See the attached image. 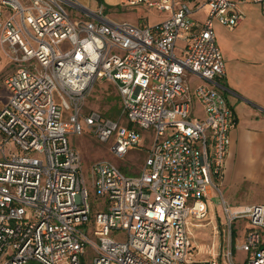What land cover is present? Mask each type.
I'll return each instance as SVG.
<instances>
[{
	"label": "built area",
	"instance_id": "1",
	"mask_svg": "<svg viewBox=\"0 0 264 264\" xmlns=\"http://www.w3.org/2000/svg\"><path fill=\"white\" fill-rule=\"evenodd\" d=\"M243 1L261 4L264 14V0ZM67 4L87 19L73 20ZM139 4L168 16L140 25L113 22L103 8L86 11L77 0H0V49L14 67L4 80L10 100L0 109V264L194 263L189 222L207 216L233 125L216 82L225 60L215 24L232 29L244 16L233 0L128 2ZM206 4L200 23L193 13ZM188 73L213 85L192 90ZM105 78L121 97L128 126L94 109L84 115ZM194 100L203 117L195 116ZM137 128L155 135L138 175L111 161L91 165L89 179L103 202L92 216L82 154L70 137L89 130L101 142L113 139L110 151L123 158L141 140ZM224 208L222 259L238 264L236 246L245 252L242 264H264V204ZM240 219L249 223L241 243L233 232Z\"/></svg>",
	"mask_w": 264,
	"mask_h": 264
},
{
	"label": "crops",
	"instance_id": "2",
	"mask_svg": "<svg viewBox=\"0 0 264 264\" xmlns=\"http://www.w3.org/2000/svg\"><path fill=\"white\" fill-rule=\"evenodd\" d=\"M233 1L239 3L244 19L232 29L219 21L215 24L217 43L225 60V76L216 82L225 92L232 111L233 125L229 131L230 147L223 171L216 178V186L210 188L206 201L217 191L222 202L239 209L264 204V14L261 4ZM67 8L73 7L69 4ZM200 12L195 13L198 15ZM6 14L10 13L4 12L3 19ZM76 14H81V17L74 18ZM86 14L77 11L72 18L85 20ZM207 14L208 12L201 19L197 15L193 17L203 23ZM136 24L141 25L143 22L138 20ZM180 42L184 46V42ZM188 74L200 80L198 85H213L193 73ZM193 105L195 116L203 117L201 104L194 100ZM248 227L249 223L245 228ZM244 258L238 264H242Z\"/></svg>",
	"mask_w": 264,
	"mask_h": 264
},
{
	"label": "rangeland",
	"instance_id": "3",
	"mask_svg": "<svg viewBox=\"0 0 264 264\" xmlns=\"http://www.w3.org/2000/svg\"><path fill=\"white\" fill-rule=\"evenodd\" d=\"M199 1L202 4L207 0ZM77 2L83 8L87 10L90 9L93 12H100L103 8L105 10L106 17L113 22L128 21L136 24L139 20L143 23L150 21L151 25H155L167 16L166 12H161L157 8L154 9L147 4L130 6L128 5L129 0H77ZM189 5L192 9L194 8L192 2H189ZM68 10L71 16L74 12H79V10L75 7ZM208 11L209 5L206 4L202 7V10L198 15L193 13V16L197 15V17L201 19ZM8 16L9 14H6V17ZM80 17L81 14H76L74 16V18ZM31 32L36 34L32 27ZM34 45L38 46V42L34 41ZM182 47V42L178 41L175 47L176 54L178 56H182ZM13 68V65L6 56H3L0 49V109L6 107L10 100V90L7 85L4 84V80L5 77L14 70ZM186 79L190 89L192 90L200 84V80L193 75L190 76L188 74ZM83 109L84 115L90 114L94 109L102 113L105 117H109L120 122L121 125H129L126 117L122 115L123 108L121 107V97L117 93L114 85L106 78L102 80L98 79L90 93V96L87 98ZM137 130L142 135L141 140L137 146L130 148L128 154L123 158L117 157L112 151H110L113 139L108 141V143L101 142L98 137L92 134L89 130H85V132L79 136L70 137L72 145L82 154L84 173L90 195L89 204L90 209H92V216H95L97 212L103 210V202L101 198H98L97 195H95V191L89 179L91 165L95 161L99 160L111 161L115 165H118L121 171L125 174L130 176L138 175L145 165L144 162L148 154V148L150 147L155 135L153 129L147 131L137 128ZM208 200L206 201V204H208L207 216L197 220L190 219L189 222V233L191 234V241L195 248L191 252V259L189 262H194V264L207 263L215 258L217 260L219 258L221 264H230L228 261L222 259L221 256L225 251V247H227L228 241V234L225 232V226L228 219L226 218L224 203L217 191L216 194ZM231 209L236 210L234 208ZM247 225V219H240L233 224L234 238L238 237L240 243L245 240V227ZM241 226H243V228H241ZM233 251L234 260H236L237 263L242 261L245 256V252L243 250L239 251L236 246ZM89 259L90 258H88V261ZM84 264L89 263L86 261Z\"/></svg>",
	"mask_w": 264,
	"mask_h": 264
},
{
	"label": "trees",
	"instance_id": "4",
	"mask_svg": "<svg viewBox=\"0 0 264 264\" xmlns=\"http://www.w3.org/2000/svg\"><path fill=\"white\" fill-rule=\"evenodd\" d=\"M192 245H193V243H192ZM194 264V263H193ZM199 264H201V263H199Z\"/></svg>",
	"mask_w": 264,
	"mask_h": 264
}]
</instances>
